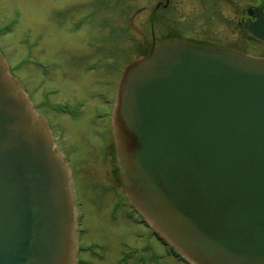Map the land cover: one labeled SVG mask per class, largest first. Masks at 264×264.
I'll list each match as a JSON object with an SVG mask.
<instances>
[{
    "label": "water",
    "instance_id": "water-1",
    "mask_svg": "<svg viewBox=\"0 0 264 264\" xmlns=\"http://www.w3.org/2000/svg\"><path fill=\"white\" fill-rule=\"evenodd\" d=\"M264 44V14L247 23ZM123 191L191 264H264V58L172 39L129 64ZM69 160L0 51V264H77Z\"/></svg>",
    "mask_w": 264,
    "mask_h": 264
},
{
    "label": "rangeland",
    "instance_id": "rangeland-1",
    "mask_svg": "<svg viewBox=\"0 0 264 264\" xmlns=\"http://www.w3.org/2000/svg\"><path fill=\"white\" fill-rule=\"evenodd\" d=\"M158 1L0 0V47L16 69L13 74L26 83L39 81L43 87H57L63 100L84 101L93 91H88V83H98L94 81L98 74L86 68V58L94 48L102 47L96 44L99 35L110 36L111 32H117L114 37L121 38L113 41L121 48L117 73L120 77L126 64L138 57L137 48L152 41V35L146 37L144 31L148 15ZM180 3L184 4L182 8L186 12L193 10L188 0ZM129 8L133 9L127 20ZM90 12L93 15L80 23ZM183 17L178 15L173 23L177 20L182 23ZM193 22L203 25L197 20ZM219 39L239 51L264 56V44L236 39L231 33H221ZM34 56L49 63L50 75H36L35 72H39L33 70L30 62ZM59 119L68 124L65 133L72 137L66 149L72 159L73 186L80 214L78 226L82 233L78 234V240L89 248L80 256L84 261L81 264H155L152 263L155 254L163 256L164 264H186L166 253L136 215L132 219L125 218L123 188L113 179L114 160L105 161L95 148L87 152L86 134L90 137L89 131L94 129L87 117L61 116Z\"/></svg>",
    "mask_w": 264,
    "mask_h": 264
},
{
    "label": "flooded vegetation",
    "instance_id": "flooded-vegetation-1",
    "mask_svg": "<svg viewBox=\"0 0 264 264\" xmlns=\"http://www.w3.org/2000/svg\"><path fill=\"white\" fill-rule=\"evenodd\" d=\"M182 1L183 0H159L151 9L147 19L148 25L144 32H146V37L149 36V34L152 35V41H146V43L142 45L143 48H137L138 57L126 64L124 69L138 58L146 56L153 45L157 46L165 40L179 39L195 45L223 48L238 52L242 51L221 42L222 39H219V35L221 33H231L235 35L236 39L248 40L251 42L256 41L253 36L246 34L245 27L247 23L256 22L258 17L264 14V0H188L189 5H193V10L189 12L183 10L182 7L185 6L180 3ZM144 8H147V5L144 6ZM129 9L130 13L127 12L128 15L126 14L127 20L131 17L133 8ZM95 14H97V12ZM178 15H184L182 23H179L178 20L173 23ZM195 20L200 22L199 25H203L197 26V24L193 22ZM163 23H165L164 26ZM166 23L173 24L167 25ZM127 32L128 30L125 31V33ZM111 33L112 35L110 36L100 34L99 36L101 37L98 38L99 41L96 42V44L99 46L102 45V47L94 48L95 50L90 52L88 54L89 57L86 58V68L88 71L98 74L94 76V81L98 83H88V91H93L87 94V99L84 101L72 102L63 100L59 97L60 90L57 87H43L39 81L37 84L26 83L20 76L19 77L29 91L35 109L47 119L53 138L66 154L70 165L72 166V159L69 153H67L66 148L72 137L68 133H65V128L68 127V124L65 120L59 119V117L65 116L75 119L84 115L87 117L88 124L94 128L89 131L90 137L86 134L87 152L95 148L101 152L105 161L109 159L110 161L114 160L113 179L114 182L117 183V186L122 187L119 170L117 168L116 142L113 128L118 85L121 77L117 75L119 68L118 54L121 53V48L116 47L113 41L116 42L121 38L114 37V34L117 32ZM256 42L260 43L258 41ZM243 53L245 52L243 51ZM246 54L248 53L246 52ZM256 57L264 58V56ZM30 62H32L33 70L39 72H35L36 75H50L49 63L47 61L42 62L41 57L34 56L30 59ZM18 69H20V66ZM102 79L104 81L103 83H101ZM122 199L126 206L125 218L132 219L136 215L141 223L147 225L157 243L164 247L166 253L173 255L177 260L183 261L172 249H170L165 241L151 230L150 226L143 220L138 211L129 203L125 194ZM81 233L80 231V234ZM143 250L146 251L147 249L143 248ZM88 251L89 248L80 243L78 264L84 262L80 256ZM162 260V255L155 254L152 263L164 264ZM185 263L189 264L187 262Z\"/></svg>",
    "mask_w": 264,
    "mask_h": 264
}]
</instances>
